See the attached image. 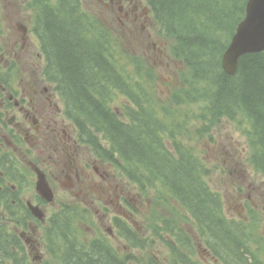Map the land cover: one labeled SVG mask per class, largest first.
Returning <instances> with one entry per match:
<instances>
[{
    "label": "trees",
    "instance_id": "trees-1",
    "mask_svg": "<svg viewBox=\"0 0 264 264\" xmlns=\"http://www.w3.org/2000/svg\"><path fill=\"white\" fill-rule=\"evenodd\" d=\"M30 1L44 49L58 68L62 92L81 132L95 136L102 133L128 163V171L145 173L147 168L149 176L141 181H160L191 210L209 237L227 243V235L217 224L221 221L230 228L229 223L222 213L220 197L203 180L198 159L193 157L194 164L189 163L193 155L184 153L181 144H177L179 159L165 142L158 147L164 127L158 118H150L151 109L145 106L149 99L140 102L133 97L129 81L114 60L111 39L97 28L81 0ZM147 1L166 34L177 39L178 55L194 78L213 88L209 95L196 90L210 104L213 114L240 116L243 123L247 120L258 145L254 158L264 171V51L244 55L235 75L223 70L220 56L245 14L247 0ZM114 87L131 96L139 109L128 108L127 121L110 104ZM63 259L65 264H128L99 241L89 246L72 242Z\"/></svg>",
    "mask_w": 264,
    "mask_h": 264
},
{
    "label": "rangeland",
    "instance_id": "rangeland-1",
    "mask_svg": "<svg viewBox=\"0 0 264 264\" xmlns=\"http://www.w3.org/2000/svg\"><path fill=\"white\" fill-rule=\"evenodd\" d=\"M81 2L83 9L100 26L112 34L109 25L113 28L117 27L118 16H121L122 12L116 9H107L99 0H81ZM123 2L126 9L133 5L128 0H123ZM118 6L119 4H117ZM0 10L3 11L6 21H9L13 12L19 11L27 24L35 25V12L30 0H0ZM145 31L151 35L147 47H144L145 42L138 43L135 36L129 34L126 43L122 41L121 44L120 40H116L117 49L127 51V48L131 49L132 47L138 51L146 52L148 50L151 52L152 60L157 62L159 76L156 86L152 88L149 85V79L143 80V90L147 95H152L160 107L172 110L175 123L185 132V135L179 136L178 139L190 145L202 156L209 168V182L213 189L220 194L227 216L242 219L252 225L255 236L254 246L258 248L259 255L264 262V174L258 172L251 163L252 150L247 138L238 131L235 121L227 117L210 122L207 126L208 132L200 131V126L208 120V114L203 115L201 112V103H174L173 97L179 96L180 99L185 97L183 87L186 82H191V73L184 60L175 58L174 37H167L174 57L168 59L167 54L160 53L159 49L156 51L153 48V41H157L158 47L160 46V38L149 24ZM121 62L130 66L127 53L124 54ZM239 82L241 81L236 82V87L239 86ZM114 97L111 100L112 105L115 109H120L121 104H124L126 100L119 98L118 101H113ZM238 119L241 117L239 116ZM243 127L248 131L247 123L244 122ZM82 151L90 160H93L94 157L90 151L86 149ZM43 159L47 164L50 163L47 156H44ZM96 164L97 161L90 162L87 167L86 172L90 178L85 181L84 193L81 195L77 196L76 191H72L71 187L64 189L59 186L57 188L58 199L63 196L65 200L63 203L48 204L45 208L48 217L53 216L54 208L58 211L64 206L73 208L75 211L73 226L84 240L91 239L103 232L109 233L113 237V245L119 249V252L130 255V264H171L170 244L171 241L180 239L178 235L180 232L191 239V255L200 264H224L212 254L206 242L199 237L190 216L186 213L187 220L184 218L183 214L186 211H182L165 192L160 194L161 196H158L159 193L155 190H150L149 193L140 192V189L134 185L135 183L129 181L121 172L120 174L110 172V174L104 175L105 179L103 180L102 174L95 169ZM100 170L103 171L104 168ZM53 172L59 177L58 180H67L60 174L59 168H54ZM113 173H116L117 176ZM103 184L105 188H103ZM118 187H122L124 190L125 205L122 209L132 215L127 223L136 231L134 240L118 237L120 234L117 231V223L124 221H117L116 215L112 214L115 210H119L118 207L106 204L107 199H112L113 194H116L115 189ZM34 193H28L27 199L33 198ZM160 199L166 202V208L158 206L157 201ZM86 208H90L95 213V221L89 222L86 219L84 215ZM251 209H254L255 212L253 217L249 218ZM172 210H178L180 214L175 216ZM15 214H19V212ZM159 214L164 217V220H159L156 223L160 219ZM0 215L7 222L11 218L9 208L3 209ZM20 219H24L23 216L20 215ZM224 227L230 230L226 225ZM43 230L45 233L44 228ZM61 242L62 239L58 241V244ZM41 255L42 259L33 262V264H46L52 260L46 247L42 248Z\"/></svg>",
    "mask_w": 264,
    "mask_h": 264
},
{
    "label": "flooded vegetation",
    "instance_id": "flooded-vegetation-1",
    "mask_svg": "<svg viewBox=\"0 0 264 264\" xmlns=\"http://www.w3.org/2000/svg\"><path fill=\"white\" fill-rule=\"evenodd\" d=\"M128 2L133 6L130 10L124 7L122 16L136 31L141 27L143 33L153 20L149 12L144 14L147 10L140 0ZM17 13L11 14L8 22L0 21V212L9 208L10 214L14 213L13 209L21 213L22 207H27L30 201L27 194L32 192L8 180L7 176L14 179L18 171L22 172L18 160H27L34 169L44 170L55 198L59 195L52 180L57 181L59 177L53 172L54 168H59L60 174L72 182L60 181L62 187L70 185L73 191L79 186L76 192L79 196L90 178L86 168L90 162H96L82 151V145L66 121L56 84L48 81L45 55L36 48L38 44L32 28L25 25V20L19 19ZM124 19L121 21L126 24ZM147 35L150 39L151 35ZM153 46L157 49L156 41ZM44 156L50 159L49 164ZM44 195L48 196L46 192ZM37 197L34 202L45 212L46 205L52 202H47L40 194ZM59 200L63 203L65 198L60 196ZM25 214H29L28 209ZM45 223L38 214L29 219H20V215L15 214L8 222H3L0 230L2 252L5 257L8 251L13 255L11 262L4 261V264H21L23 256L29 261L41 260Z\"/></svg>",
    "mask_w": 264,
    "mask_h": 264
},
{
    "label": "water",
    "instance_id": "water-1",
    "mask_svg": "<svg viewBox=\"0 0 264 264\" xmlns=\"http://www.w3.org/2000/svg\"><path fill=\"white\" fill-rule=\"evenodd\" d=\"M246 11L224 54V67L229 73L237 70L241 56L264 50V0H248Z\"/></svg>",
    "mask_w": 264,
    "mask_h": 264
},
{
    "label": "bare ground",
    "instance_id": "bare-ground-1",
    "mask_svg": "<svg viewBox=\"0 0 264 264\" xmlns=\"http://www.w3.org/2000/svg\"><path fill=\"white\" fill-rule=\"evenodd\" d=\"M238 69H239V67L237 68V70H236L234 73H232V74H229V75H235V74L237 73ZM244 122H245V123H247V120H246V119H244ZM247 124H248V123H247ZM248 126H249V124H248Z\"/></svg>",
    "mask_w": 264,
    "mask_h": 264
}]
</instances>
